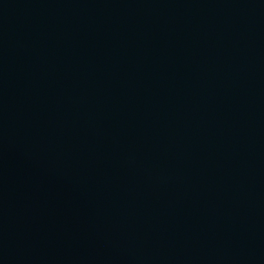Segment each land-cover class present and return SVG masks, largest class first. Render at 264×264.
Segmentation results:
<instances>
[{
    "label": "water",
    "instance_id": "95a60500",
    "mask_svg": "<svg viewBox=\"0 0 264 264\" xmlns=\"http://www.w3.org/2000/svg\"><path fill=\"white\" fill-rule=\"evenodd\" d=\"M0 264H264V0H0Z\"/></svg>",
    "mask_w": 264,
    "mask_h": 264
}]
</instances>
